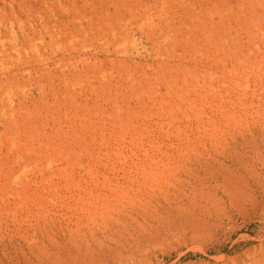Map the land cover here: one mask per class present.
Listing matches in <instances>:
<instances>
[{"label": "rangeland", "instance_id": "1", "mask_svg": "<svg viewBox=\"0 0 264 264\" xmlns=\"http://www.w3.org/2000/svg\"><path fill=\"white\" fill-rule=\"evenodd\" d=\"M179 1L0 0V244L13 243L3 250L10 256L0 248V264H25L13 258L24 240L69 264H219L222 257L264 264V66L245 92L219 73L213 93L177 73L167 79V94L156 72L182 65L187 48L180 41L206 25L198 0L177 9ZM249 1L236 11L243 23L256 10L252 39L259 38L254 45L264 62V1ZM164 5L176 16L170 26L182 25L165 48L152 33L156 21L149 24ZM105 49L115 62L128 59L105 74L106 84L96 83L89 59L108 69ZM203 57L191 64H207ZM134 68V83L117 88ZM146 75L158 88L150 98ZM23 163L31 165L20 182L28 181L26 194L36 200L26 206L14 195ZM79 239L89 246L81 255L73 251Z\"/></svg>", "mask_w": 264, "mask_h": 264}, {"label": "bare ground", "instance_id": "2", "mask_svg": "<svg viewBox=\"0 0 264 264\" xmlns=\"http://www.w3.org/2000/svg\"><path fill=\"white\" fill-rule=\"evenodd\" d=\"M251 1V0H250ZM249 1V2H250ZM253 1V0H252ZM260 1V0H259ZM264 1V0H263ZM197 7H198V12L203 16V18H205L204 20V24L202 23L201 28H199L198 30V34L195 37H190L188 36L187 38H184L183 40H181L180 42H182L186 48L187 51L185 52V62L182 63V65L178 66L175 64H167L165 65V67L163 68H159L158 71L156 72L157 75V79L156 81H159V83H162L166 86V92L167 94H172L173 93V87L168 86L167 84V79L168 78H172L173 75L179 73V74H183L185 76L189 75L192 76L191 78H194V82H198L199 80L203 83V86L199 87L197 86V83L195 84L194 87H197L199 89L205 90L206 92L208 91L209 93H213L215 92V88H213V85L211 83V81L213 79L216 78V76L219 74L221 75H225L226 79L225 81L227 82V84L229 85V87L231 88H236L242 91H246L248 90L250 87H255L258 84V81L261 80L262 78V68L264 66V62L262 61V57L260 58V56L262 55L260 52V50H258L257 46L254 45L255 41H258L259 38L256 39H252L253 37H258V32H259V28H258V18L256 15V10H254L253 8L251 9V12L249 13L250 18L248 20L244 19V22H240V16L245 17L244 15H242V13L239 11H236V7H238L243 0H235L233 2H226V3H220V0H214L213 2L209 3V0H198L197 1ZM255 2H258L257 0ZM252 2H250L251 4ZM254 3V2H253ZM251 4V6L254 7V5H257V7H259V2L258 3H254ZM262 3V0H261ZM264 3V2H263ZM187 2L184 0H180L177 4L176 7L177 9H182L186 7ZM72 5V4H71ZM74 5V4H73ZM71 7H74V6ZM167 5V4H166ZM263 6V5H262ZM75 8V7H74ZM64 9V8H63ZM169 6H162L160 8V10H158L157 12L155 11L154 16L152 17V22H150L149 24L152 26L153 25V21H156V23L153 25L152 29H153V36L156 38L158 37L160 40V45L162 47H168L170 44V40H176V38L173 37V33H176L178 30H180L182 28V25L180 24L178 27L174 28L170 26V22L176 18V16H171V11L168 10ZM67 10V9H66ZM64 10V11H66ZM184 10V9H183ZM258 10V9H257ZM259 17V16H258ZM236 23V24H235ZM237 26V28H234V26ZM243 37V38H242ZM105 47L108 44H104ZM243 45H247V52L243 53L241 52V48L243 47ZM243 49V48H242ZM106 57L108 58V64H109V68L105 69L104 66L100 63L98 57L93 58V59H89L91 64H90V69L91 72H95L97 82H102V83H107L104 80L105 74H110L111 75V71L114 70L115 66L120 63V65L125 63V60L127 61V59L124 60H118V62H115L114 59H111V55L115 54V52H111L108 49L103 50ZM203 53L201 54L200 53ZM261 54V55H260ZM188 55V56H187ZM206 56L207 58H205L206 63L204 65H200V66H196L191 64L192 61H194V58L197 56ZM204 58V57H203ZM85 60V59H82ZM196 63V62H195ZM189 65V66H188ZM147 69V68H146ZM137 72L135 70V68L132 70H125L123 73V77L117 81V88H120L123 86L125 87V85H132L135 81V75L134 73ZM103 75V79L101 78ZM120 76V75H119ZM165 76L167 78H165ZM178 76V75H177ZM177 76H175L174 78H176ZM88 77V74H87ZM148 77L146 75V95H148L147 97H152V95L154 96V94H152L153 92H157L155 91L157 88V85L151 84L150 83V78L148 79ZM93 78V76H91V79ZM94 79V78H93ZM170 80V79H169ZM93 81H91L90 83H92ZM208 82V83H207ZM94 83V82H93ZM207 83V86L204 87V85ZM99 84V83H98ZM101 85V83H100ZM114 85V84H113ZM224 85V83L222 84ZM103 87V84H102ZM100 88V87H99ZM105 89V88H104ZM108 89V87H107ZM113 89V88H112ZM188 89V88H187ZM193 90V88H191ZM121 90V89H120ZM186 90V89H185ZM107 91V90H106ZM117 91V90H116ZM119 91V90H118ZM117 94V92H115ZM158 93V92H157ZM244 96V94H242ZM98 97H102V96H98ZM245 97V96H244ZM113 99V100H112ZM100 100V99H99ZM216 100H218V103H222V99L221 97H217ZM111 102V105L114 106L116 105V101L114 100V98H111V100H109ZM227 102L229 103L230 101L227 100ZM241 100H237L236 104H240ZM244 105V103H243ZM94 109V108H93ZM96 110V109H95ZM114 111L112 112L113 115L115 116L114 120H118L120 121L121 118L118 117L119 114L118 113V109H113ZM94 111V110H93ZM116 114V115H115ZM112 115V114H111ZM161 115V113L159 114V116ZM195 115V114H194ZM194 119L198 121V119H201L203 116L198 115V116H194ZM197 115V114H196ZM123 118V116H121ZM189 117V116H188ZM192 117V118H193ZM209 117V116H208ZM206 116V118H208ZM161 118V117H160ZM192 118H190V120H193ZM210 118V117H209ZM112 119V118H110ZM126 119V118H125ZM123 118V121L125 120ZM159 119V118H158ZM170 119V118H169ZM189 118H187L188 120ZM174 120V119H172ZM171 120V121H172ZM176 120V119H175ZM202 120V119H201ZM194 121V120H193ZM114 122V121H112ZM122 123V121H121ZM199 123V122H198ZM32 125V124H30ZM122 126V125H121ZM125 126V125H124ZM123 126V127H124ZM46 127V126H45ZM122 127V128H123ZM58 127H56L57 129ZM36 130V129H35ZM120 130V129H119ZM124 130V128H123ZM123 130L122 134H123ZM127 130V129H125ZM129 130V129H128ZM40 132V131H39ZM120 132V131H119ZM128 132V131H127ZM113 133V132H112ZM116 133V132H115ZM118 133V132H117ZM17 134V133H16ZM34 134V133H33ZM114 134V133H113ZM121 134V135H122ZM127 134V133H126ZM14 135V134H13ZM55 135V134H54ZM100 135V134H99ZM111 135V134H110ZM116 137L118 138L119 136H117V134H115ZM120 135V137H121ZM15 136V135H14ZM123 136H126L125 134H123ZM122 136V137H123ZM33 137V136H32ZM38 137V136H37ZM115 137V136H114ZM119 137V138H120ZM34 138V137H33ZM36 139V138H35ZM124 139V138H122ZM46 140V138H45ZM113 141V140H112ZM50 142V140H49ZM52 142V141H51ZM98 142V141H97ZM49 144V143H48ZM46 144V145H48ZM45 145V144H44ZM51 145V144H50ZM64 145V144H63ZM43 146V145H42ZM44 147V146H43ZM104 147V146H103ZM107 147V146H106ZM99 148H101L99 146ZM115 148V147H114ZM49 149V148H48ZM106 150V149H105ZM104 150V151H105ZM45 151V150H44ZM52 151V150H51ZM60 152V151H59ZM58 152V153H59ZM102 152V151H101ZM110 152V150H109ZM48 153V152H47ZM114 153V152H113ZM115 153H117V151H115ZM106 154V152H105ZM107 155V154H106ZM37 156V155H36ZM105 156V155H104ZM116 156V154L114 155ZM120 156V155H119ZM123 156V154H122ZM108 157V156H107ZM38 160V159H37ZM46 160H49L48 158ZM30 161H33L30 160ZM27 162V161H26ZM29 162V161H28ZM46 162V161H45ZM48 162V161H47ZM25 163V162H24ZM23 163V164H24ZM34 164V163H33ZM49 165L46 166L50 167V162L47 163ZM52 164V163H51ZM105 164V163H104ZM21 165V164H19ZM18 167V172H20V177L16 178L18 179V181L20 182L22 180V178H26L25 176L23 177L24 174H26V170L27 167L29 165H22ZM94 166V165H93ZM113 166V165H112ZM111 168H114L112 167ZM115 166V165H114ZM138 166V165H137ZM143 166V165H142ZM44 167V166H43ZM80 167V166H79ZM109 167V166H108ZM91 168V167H90ZM89 168V169H90ZM104 168V167H103ZM140 169H142V167H140ZM17 170V169H16ZM94 171V170H93ZM15 171H13L14 173ZM28 172V171H27ZM90 172V171H89ZM17 173V172H16ZM15 173V175H16ZM24 173V174H23ZM22 174V175H21ZM12 175V173L10 174ZM14 175V176H15ZM19 175V173H17V176ZM94 175V174H93ZM16 177V176H15ZM19 177V176H18ZM9 178V177H8ZM7 178V179H8ZM29 178V177H28ZM11 179V178H10ZM16 179L15 183H16ZM47 179V178H45ZM28 180V179H26ZM44 180V179H43ZM13 181V179H12ZM24 181V180H23ZM22 181V182H23ZM33 181V180H32ZM44 181H48V180H44ZM51 181V180H50ZM17 182L16 184L14 182V185L17 186L18 188L14 189L15 191V197L20 201V206H26L27 204H29V199L31 201H36L34 200V194L33 195H28L26 194V183H28V181H25V183H19ZM31 182V181H30ZM49 182V181H48ZM97 182V181H96ZM32 183H35V180ZM94 183V182H93ZM48 183H46L45 185H47ZM50 184V182H49ZM96 184V183H95ZM98 184V183H97ZM21 186V187H20ZM52 192H56L55 188H51ZM120 188V187H119ZM110 190H112L111 188H109ZM118 189V187H117ZM121 191V190H120ZM19 193V194H18ZM115 193V192H114ZM18 194V195H17ZM52 195V194H51ZM50 195V196H51ZM54 195V194H53ZM58 195V194H57ZM54 195V196H57ZM53 196V197H54ZM33 197V198H32ZM38 198V197H37ZM36 198V199H37ZM40 198V196H39ZM43 198V197H41ZM40 198V199H41ZM50 198V197H49ZM52 198V196H51ZM61 198V197H60ZM27 199V200H26ZM56 200V199H55ZM53 200V202L55 201ZM51 201V200H50ZM54 204V203H53ZM60 208V207H59ZM56 209V208H55ZM117 220L112 219V222H116ZM107 222V221H105ZM104 225V224H103ZM105 228L107 229H111L112 227H110L108 225V223H105ZM105 228H103L102 230H105ZM106 230L108 233H110L111 231ZM101 230V231H102ZM113 232V229H111ZM93 232V231H92ZM96 232V231H95ZM95 232L94 235H95ZM102 233V232H101ZM106 233V234H108ZM104 234V232H103ZM102 234V235H103ZM93 235V236H94ZM111 235V234H110ZM114 236V234H112ZM83 236V235H82ZM88 236V235H87ZM92 236V238H93ZM103 237V236H102ZM107 237V236H106ZM131 237V236H130ZM80 238V237H78ZM90 238V237H88ZM109 238V237H108ZM113 238V237H112ZM81 239V238H80ZM79 240H75L74 243V247H73V251L74 254L79 253L81 246H85L86 248L89 247L87 246L88 242H84L83 245H81L82 242H80ZM83 239V238H82ZM87 239V238H85ZM97 239V238H96ZM101 239V238H100ZM50 240V239H49ZM48 240V241H49ZM106 240V239H105ZM110 240V239H109ZM115 240V237H114ZM125 240V239H124ZM94 242L93 239H91L89 242ZM112 241V240H111ZM126 241V240H125ZM103 242V241H101ZM108 242V241H107ZM110 242V241H109ZM99 243V242H98ZM116 243V242H115ZM123 243V242H122ZM128 243V242H127ZM8 244L11 246L13 245V243L11 241L8 242ZM57 244H59L57 242ZM56 244V246H57ZM86 244V245H85ZM91 244V243H90ZM89 244V245H90ZM94 244V243H93ZM6 243H4L2 241V243L0 244V248L3 252V250H6V246H9ZM98 245V244H97ZM97 245L95 246L97 248ZM105 245V244H104ZM129 245V244H128ZM103 246V244H102ZM99 245V248L102 247ZM116 246V245H115ZM120 246V245H119ZM58 247V246H57ZM94 247V248H95ZM108 247V246H106ZM105 247V248H106ZM112 247V246H111ZM127 247V246H126ZM125 247V248H126ZM92 248V247H91ZM130 248V247H129ZM258 248V247H257ZM257 248L255 250H257ZM16 249V248H15ZM98 249V248H97ZM101 249V248H100ZM99 249V250H100ZM103 249V247H102ZM111 249V248H108ZM115 249V248H114ZM113 249V250H114ZM90 250V249H89ZM93 251L95 249H92ZM105 250V249H104ZM107 250V249H106ZM112 250V249H111ZM110 250V251H111ZM83 251V249H82ZM103 251V250H101ZM109 251V250H108ZM108 251L104 252L107 253ZM117 251V250H116ZM127 251V250H126ZM72 252V251H71ZM85 252V251H84ZM92 252V251H91ZM112 252V251H111ZM111 252H108L109 254ZM120 252V251H119ZM129 252V251H128ZM254 252V251H253ZM4 255L8 254L10 256V253H5L3 252ZM18 252H16L17 254ZM19 255H15V257H13L14 259L18 260L19 262H23L25 264H69L68 262H65L66 260H63L61 257L57 256V255H53L49 249H43L40 245L34 243V241H25L23 243H21L19 245ZM98 253V252H97ZM103 253V252H101ZM135 253V252H134ZM73 254V253H72ZM80 254V253H79ZM85 254V253H83ZM82 254V255H83ZM114 254H116V252H114ZM113 254V255H114ZM71 255V254H70ZM81 255V254H80ZM95 255V253H94ZM97 255V254H96ZM100 255V253H99ZM98 255V257H99ZM102 255V254H101ZM100 255V256H101ZM112 256V254H110ZM119 255V254H118ZM130 255V254H129ZM249 253L244 254V257H248ZM56 256V257H55ZM74 256V255H72ZM79 256V255H78ZM76 256V257H78ZM107 256V255H106ZM117 256V255H116ZM21 257V258H20ZM71 257V256H70ZM85 257V256H84ZM104 257V255H103ZM102 257V258H103ZM119 256H117L118 258ZM86 259H90L88 260V262L92 260V262L94 263L95 261H93V257L87 258ZM83 258V259H85ZM114 258V257H113ZM121 258V257H120ZM77 259V258H76ZM80 259V258H79ZM97 258H95L96 260ZM116 259V258H115ZM53 260V261H52ZM121 260V259H120ZM74 261V260H72ZM77 261V260H76ZM83 261V260H82ZM87 261V260H86ZM98 261V259L96 260ZM100 261V259H99ZM116 261V260H115ZM133 261V260H132ZM217 261H220V259H218ZM79 262L81 263V261L79 260ZM91 262V263H92ZM103 262V261H102ZM110 262V261H109ZM120 262V261H119ZM124 262V261H123ZM72 262H70L71 264ZM79 263V264H80ZM85 263V262H83ZM101 263V262H99ZM104 263V262H103ZM121 263V262H120ZM136 263V262H135ZM218 263V262H217ZM216 263V264H217ZM247 263V262H246ZM78 264V263H76ZM96 264V262H95ZM106 264V262H105ZM219 264H234L233 260H228L227 258H223L222 260L219 262Z\"/></svg>", "mask_w": 264, "mask_h": 264}]
</instances>
